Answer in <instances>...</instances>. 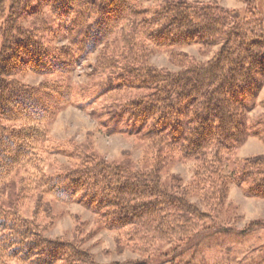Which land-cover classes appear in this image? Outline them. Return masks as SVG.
Returning <instances> with one entry per match:
<instances>
[{
    "label": "trees",
    "instance_id": "16d2710c",
    "mask_svg": "<svg viewBox=\"0 0 264 264\" xmlns=\"http://www.w3.org/2000/svg\"><path fill=\"white\" fill-rule=\"evenodd\" d=\"M251 3L242 11L199 0H0V197L25 165L33 171L18 202L39 193L40 203L28 218L0 202V264H99L80 242L45 236V197L81 204L146 254L200 232L224 205L230 180L244 195L264 199V155L235 161L231 176L223 172L251 134L248 113L264 86V20ZM58 31L72 41L56 43ZM150 44L169 51L181 69L152 65ZM192 44L218 49L205 61L175 51ZM97 51V95L132 94L104 114L106 121L151 141L152 166L65 147L56 152L76 164L46 173L48 124L74 101L75 89L64 79L33 85L17 75L67 73ZM255 126L252 134L264 137V118ZM177 158L198 160V167L184 186L166 185L162 170Z\"/></svg>",
    "mask_w": 264,
    "mask_h": 264
},
{
    "label": "rangeland",
    "instance_id": "374dc122",
    "mask_svg": "<svg viewBox=\"0 0 264 264\" xmlns=\"http://www.w3.org/2000/svg\"><path fill=\"white\" fill-rule=\"evenodd\" d=\"M215 1L221 5L244 10L249 0H199ZM264 20V0H252ZM57 29V28H55ZM59 45H68L71 33L58 31ZM149 62L158 67L178 71L169 51L150 44ZM218 46L204 47L192 44L175 48L196 61L212 58ZM100 51L87 59L74 64L67 73L35 74L25 72L17 78L25 83L36 85L44 80L64 79L75 89L74 101L61 109L48 124V142L43 144L41 156L46 173H54L61 165L74 166L76 161L68 155L56 152L57 148L84 149L95 153L108 162L126 163L140 169L152 166L154 149L151 141L130 132L129 127L120 125L112 129V123L106 121L104 114L114 108L127 94L113 97L98 96L99 76L94 74V64ZM124 96V98H123ZM88 103V104H87ZM248 130L251 133L236 150L233 159L223 164L225 175L231 176L236 167L235 161L243 164L245 160L264 155V137L253 135L257 129L255 123L264 118V86L259 92L255 107L249 111ZM198 160L173 159L162 170V181L166 185L184 186L193 179ZM25 165L13 175L4 187L0 202L16 207L21 214L33 218L39 206V193H34L23 203L18 202L20 188L24 178L33 171ZM229 191L224 205L207 221L202 230L195 235L174 242L158 243L150 253L138 252L130 247L126 239L117 231L102 225L100 217L78 203H64L51 197H45L41 205L40 222L45 236L63 238L81 243V246L93 254L99 264L138 261L140 264H264V199L244 195L243 189L230 180ZM193 200L198 201L196 196ZM259 222L258 225L252 223Z\"/></svg>",
    "mask_w": 264,
    "mask_h": 264
}]
</instances>
